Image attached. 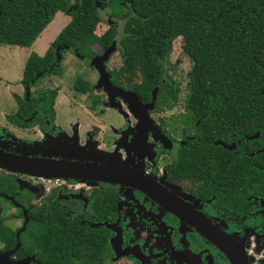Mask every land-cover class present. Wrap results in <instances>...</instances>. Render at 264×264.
I'll return each instance as SVG.
<instances>
[{"label": "flooded vegetation", "instance_id": "obj_1", "mask_svg": "<svg viewBox=\"0 0 264 264\" xmlns=\"http://www.w3.org/2000/svg\"><path fill=\"white\" fill-rule=\"evenodd\" d=\"M112 45L49 44L0 107V264H264V103L190 100L182 45L92 64Z\"/></svg>", "mask_w": 264, "mask_h": 264}, {"label": "trees", "instance_id": "obj_2", "mask_svg": "<svg viewBox=\"0 0 264 264\" xmlns=\"http://www.w3.org/2000/svg\"><path fill=\"white\" fill-rule=\"evenodd\" d=\"M99 1L122 19L120 28L103 19L97 0H0V44L31 47L59 11L72 19L51 44L89 47L117 40L136 62L152 47L164 55L169 44L182 37L179 45L193 63L187 85L190 100L264 103V0ZM118 54L120 50L113 59ZM53 60V48L45 55L31 53L23 81L35 78ZM263 107L256 105L258 111ZM0 233L10 234L1 217Z\"/></svg>", "mask_w": 264, "mask_h": 264}, {"label": "rangeland", "instance_id": "obj_3", "mask_svg": "<svg viewBox=\"0 0 264 264\" xmlns=\"http://www.w3.org/2000/svg\"><path fill=\"white\" fill-rule=\"evenodd\" d=\"M104 9L108 10L106 6ZM101 15L103 19H109V16H106V11H101ZM104 15L106 16L105 18ZM71 19V14L62 11L57 12L54 19L47 25L31 47L0 44V107H4L7 111L12 108L13 93L21 92L19 84H21V80L24 77L26 62L31 52L44 53L45 48L56 39ZM119 22V24L122 23L120 17ZM103 26L105 27L104 23L97 27L96 31L98 34L101 33ZM182 42V37H177L173 44L179 45ZM112 115L115 116L114 118L119 117V114L114 110ZM5 212H9V208H6Z\"/></svg>", "mask_w": 264, "mask_h": 264}, {"label": "water", "instance_id": "obj_4", "mask_svg": "<svg viewBox=\"0 0 264 264\" xmlns=\"http://www.w3.org/2000/svg\"><path fill=\"white\" fill-rule=\"evenodd\" d=\"M96 4H97V6L98 7H101L102 6V3L99 1V0H97V2H96ZM72 10V8H70L69 9V11H71ZM109 22L111 23V24H114V19L112 18V17H110V19H109ZM111 44H113L110 48H108L104 53H103V55L102 56H100V57H95V59L92 61V64H95V61L97 62V61H99V60H101L102 62L104 61V60H106V59H108L109 57H110V55L114 52V50L116 49L115 48V44H118V42H117V40H113V42L111 43ZM98 65H99V63H97ZM7 157V156H6ZM12 159L8 156V160H3V158H2V156L0 155V166H4V167H6V168H10V164L13 162V161H11ZM20 161H22V160H20Z\"/></svg>", "mask_w": 264, "mask_h": 264}]
</instances>
